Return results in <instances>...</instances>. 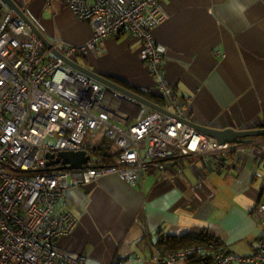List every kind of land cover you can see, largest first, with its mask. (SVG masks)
Here are the masks:
<instances>
[{
  "label": "crops",
  "instance_id": "0c3cea01",
  "mask_svg": "<svg viewBox=\"0 0 264 264\" xmlns=\"http://www.w3.org/2000/svg\"><path fill=\"white\" fill-rule=\"evenodd\" d=\"M14 1L48 41L60 36L77 46L92 37L91 24L65 0ZM160 6L164 18L153 36L163 50L164 76L182 104L181 116L216 128L264 126V0H163ZM141 52L137 37L120 33L73 60L171 110ZM109 101L114 122L123 126L135 121L142 106ZM231 144L217 157L177 156L165 176L148 166L136 186L116 172L71 186L62 209L77 222L58 237L57 248L84 256V264L129 256L141 260L124 264H153L161 234L205 233L227 251L251 254L261 228L253 209L264 200V136Z\"/></svg>",
  "mask_w": 264,
  "mask_h": 264
},
{
  "label": "built area",
  "instance_id": "2783aa9c",
  "mask_svg": "<svg viewBox=\"0 0 264 264\" xmlns=\"http://www.w3.org/2000/svg\"><path fill=\"white\" fill-rule=\"evenodd\" d=\"M162 1L65 0L79 19L91 24L92 37L74 46L54 36L48 48L0 0V264H84V256L71 257L57 248L58 237L77 222L71 211L62 209L71 186L111 172L136 186L148 166L165 176L168 162L177 156L206 159L230 149L231 143H219L180 118L182 104L164 76L163 50L153 36L164 18ZM120 33L141 41V58L176 116L142 105L132 124H117L109 100H135L52 53L56 49L73 60L88 49L96 51L102 38ZM99 130L119 152L114 164L92 165L90 158L80 170L47 166L46 152L84 149L89 154L86 136ZM253 214L261 228L251 254L195 243L165 253L156 248L152 262L186 264L203 256L207 264H264V200ZM140 260L129 256L109 264Z\"/></svg>",
  "mask_w": 264,
  "mask_h": 264
},
{
  "label": "water",
  "instance_id": "95a60500",
  "mask_svg": "<svg viewBox=\"0 0 264 264\" xmlns=\"http://www.w3.org/2000/svg\"><path fill=\"white\" fill-rule=\"evenodd\" d=\"M4 5L15 12L30 28V30L36 34V36L44 43L46 47H50L49 41L41 33V31L36 27V25L31 21V19L26 15V13L16 4L14 0H2ZM52 53L61 58L68 65L72 66L75 69L80 70L84 74L92 77L99 82L123 93L127 97L135 100L139 104L147 106L151 109L158 110L164 114L170 116H176L170 110L164 108L163 106L156 104L155 102L143 97L142 95L110 80L109 78L100 75L80 64L72 59L64 57L58 50L52 49ZM188 124L194 126L199 132L204 135L214 138L219 143H247L252 140L254 136H264V126L259 128H243L238 129L234 127H225V128H216L212 126H206L199 123L190 121L184 117H180ZM46 164L47 166H52L56 169H70V170H80L89 164L90 155L84 149L82 150H62L56 153H45Z\"/></svg>",
  "mask_w": 264,
  "mask_h": 264
},
{
  "label": "trees",
  "instance_id": "16d2710c",
  "mask_svg": "<svg viewBox=\"0 0 264 264\" xmlns=\"http://www.w3.org/2000/svg\"><path fill=\"white\" fill-rule=\"evenodd\" d=\"M155 100L156 102H159L158 99ZM103 140L104 139H102L97 144L88 145L92 165H109L116 162L119 154L118 150L112 147L111 142L108 143ZM157 243L160 250L164 253L195 243H211L213 245V251L225 250V248H223L221 243L215 239V237L209 236L205 233H188L180 236H166L161 234L157 239ZM208 262L209 260H204V257L202 256L188 260L187 264H207Z\"/></svg>",
  "mask_w": 264,
  "mask_h": 264
},
{
  "label": "rangeland",
  "instance_id": "374dc122",
  "mask_svg": "<svg viewBox=\"0 0 264 264\" xmlns=\"http://www.w3.org/2000/svg\"><path fill=\"white\" fill-rule=\"evenodd\" d=\"M101 132H102V130L97 131V132L95 133V136H94V137H91V135H90V133H89V134L86 136V142H89V141L93 140V141H94L93 144H95V142H96L98 139L103 138V139H104L103 141L110 143V141H109V139H108L107 137H104V136L101 137V135H102ZM102 133H103V132H102ZM96 143H97V142H96Z\"/></svg>",
  "mask_w": 264,
  "mask_h": 264
}]
</instances>
